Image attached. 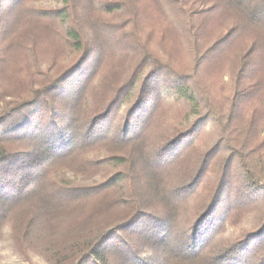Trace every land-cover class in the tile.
Listing matches in <instances>:
<instances>
[{"label":"trees","instance_id":"16d2710c","mask_svg":"<svg viewBox=\"0 0 264 264\" xmlns=\"http://www.w3.org/2000/svg\"><path fill=\"white\" fill-rule=\"evenodd\" d=\"M141 1L0 0V73L20 75L0 89V244L8 226L48 264H264V0H166L189 67Z\"/></svg>","mask_w":264,"mask_h":264},{"label":"rangeland","instance_id":"374dc122","mask_svg":"<svg viewBox=\"0 0 264 264\" xmlns=\"http://www.w3.org/2000/svg\"><path fill=\"white\" fill-rule=\"evenodd\" d=\"M210 1L211 0H191V2L195 5V7L207 6V4ZM141 2L144 5V9L147 12L146 15L143 16L144 24L146 25V27L150 29H153L154 25L158 27L157 29L158 31L156 30L157 32H155L156 43L158 47L161 49V52L163 53L164 57L174 58V60L181 62L185 67H189L192 57H191V52L189 48L190 46L188 44L186 33L182 25L178 21L176 15H174L172 10L170 9L171 7L166 3V0H142ZM123 12L120 13L121 15L119 14L114 15L113 16L114 19L117 21H122L124 18H126V14H124ZM154 14H158V16H155ZM222 18L223 20L225 19L224 16H222ZM123 25H124L123 27L124 30L125 29L129 30L131 27V24L129 22L127 23L124 22ZM129 58H131L132 60L131 52L129 53ZM18 76L20 75L13 74L12 72L1 74L0 89L14 86L15 79ZM21 76L25 78L24 73ZM219 102H222V100H220ZM215 136L216 135L214 133V129L208 127L206 131L202 132L200 138V144H198L197 147H199L200 150L202 149L209 150L210 146L213 145V143L216 140ZM227 156H228V151H226L224 145H221V148H218V150H214L213 152L211 150V152L209 153L208 166L210 168L205 177L206 181L203 184L204 187L206 186L205 189L208 190V192L211 190V188L215 183L217 170L219 169L223 161L227 158ZM103 164H106V161H104ZM234 164H236V160L234 161ZM230 170H232L231 179H230L231 182L233 184H238L240 182V179L238 177H235L236 175L235 167L233 166L232 169L230 168ZM9 238H11V236ZM5 239L6 237L3 234L2 240L4 241ZM0 246L1 248H3V244H0Z\"/></svg>","mask_w":264,"mask_h":264},{"label":"clouds","instance_id":"9594fccd","mask_svg":"<svg viewBox=\"0 0 264 264\" xmlns=\"http://www.w3.org/2000/svg\"><path fill=\"white\" fill-rule=\"evenodd\" d=\"M6 239L3 241V248L0 251V264H48L46 257L39 253L29 252L25 257L15 250L14 241L10 239L12 229L8 226L3 228Z\"/></svg>","mask_w":264,"mask_h":264}]
</instances>
